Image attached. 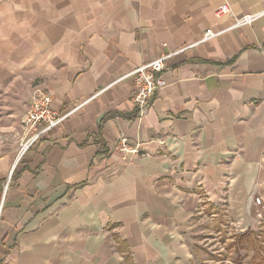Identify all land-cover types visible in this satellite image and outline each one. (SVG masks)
<instances>
[{"label": "crops", "instance_id": "obj_1", "mask_svg": "<svg viewBox=\"0 0 264 264\" xmlns=\"http://www.w3.org/2000/svg\"><path fill=\"white\" fill-rule=\"evenodd\" d=\"M223 6L241 17L264 0H0V264H203L201 216L252 246L264 16L197 44L231 26ZM186 47L141 113L128 75ZM38 93L80 108L19 159Z\"/></svg>", "mask_w": 264, "mask_h": 264}, {"label": "built area", "instance_id": "obj_2", "mask_svg": "<svg viewBox=\"0 0 264 264\" xmlns=\"http://www.w3.org/2000/svg\"><path fill=\"white\" fill-rule=\"evenodd\" d=\"M215 15L218 19L226 15L232 16L233 22L231 26L222 31H214L212 29L206 31L197 44L211 41L230 30L251 25L264 16V11L258 14H249L239 17L233 15L229 6H223L216 9ZM189 48L191 47H186L176 53L163 55L156 60L145 63L128 75L134 80L132 102L141 113L146 112L151 104V100L157 92L162 91L168 86L162 76V73L166 70L167 62L178 53ZM79 108L80 107L71 111L60 112L55 109L52 96L46 93H38L24 121L26 139L20 145L18 158H23L31 148L44 139L51 131L63 125ZM117 148L125 153L130 150L125 141H122ZM133 152L137 153L138 150H134ZM255 203L261 205L262 199H255Z\"/></svg>", "mask_w": 264, "mask_h": 264}, {"label": "rangeland", "instance_id": "obj_3", "mask_svg": "<svg viewBox=\"0 0 264 264\" xmlns=\"http://www.w3.org/2000/svg\"><path fill=\"white\" fill-rule=\"evenodd\" d=\"M38 94L34 96V99ZM30 111V110H29ZM218 220V226L222 229L218 234L217 227H212L210 219H197L198 231L196 236L198 253L203 264H264V230L259 231L252 238V246L246 241L240 247L235 246L232 231L227 232ZM227 220V218H225ZM228 222V221H227ZM226 239V244H222ZM229 239V240H228Z\"/></svg>", "mask_w": 264, "mask_h": 264}, {"label": "trees", "instance_id": "obj_4", "mask_svg": "<svg viewBox=\"0 0 264 264\" xmlns=\"http://www.w3.org/2000/svg\"><path fill=\"white\" fill-rule=\"evenodd\" d=\"M243 237H244V236H242V239H243ZM242 239H241V240H242Z\"/></svg>", "mask_w": 264, "mask_h": 264}]
</instances>
